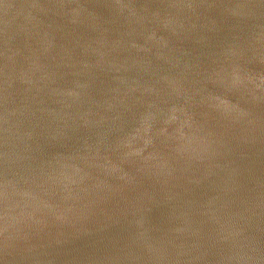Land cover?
Wrapping results in <instances>:
<instances>
[{"label":"water","instance_id":"95a60500","mask_svg":"<svg viewBox=\"0 0 264 264\" xmlns=\"http://www.w3.org/2000/svg\"><path fill=\"white\" fill-rule=\"evenodd\" d=\"M0 264H264V0H0Z\"/></svg>","mask_w":264,"mask_h":264}]
</instances>
